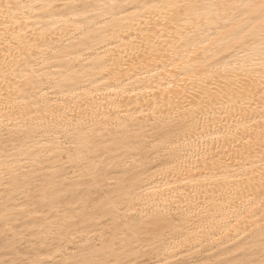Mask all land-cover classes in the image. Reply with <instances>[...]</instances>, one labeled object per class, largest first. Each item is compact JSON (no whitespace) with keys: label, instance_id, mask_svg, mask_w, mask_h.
<instances>
[{"label":"snow or ice","instance_id":"snow-or-ice-1","mask_svg":"<svg viewBox=\"0 0 264 264\" xmlns=\"http://www.w3.org/2000/svg\"><path fill=\"white\" fill-rule=\"evenodd\" d=\"M0 264H264V0H0Z\"/></svg>","mask_w":264,"mask_h":264}]
</instances>
